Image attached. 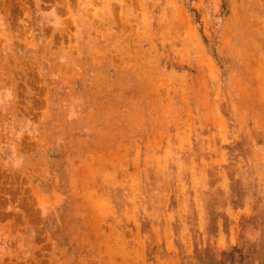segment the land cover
Segmentation results:
<instances>
[{"label": "rangeland", "instance_id": "obj_1", "mask_svg": "<svg viewBox=\"0 0 264 264\" xmlns=\"http://www.w3.org/2000/svg\"><path fill=\"white\" fill-rule=\"evenodd\" d=\"M0 264H264V0H0Z\"/></svg>", "mask_w": 264, "mask_h": 264}]
</instances>
